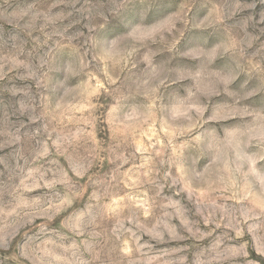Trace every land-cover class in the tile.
Instances as JSON below:
<instances>
[{
  "label": "rangeland",
  "instance_id": "1",
  "mask_svg": "<svg viewBox=\"0 0 264 264\" xmlns=\"http://www.w3.org/2000/svg\"><path fill=\"white\" fill-rule=\"evenodd\" d=\"M0 264H264V0H0Z\"/></svg>",
  "mask_w": 264,
  "mask_h": 264
}]
</instances>
